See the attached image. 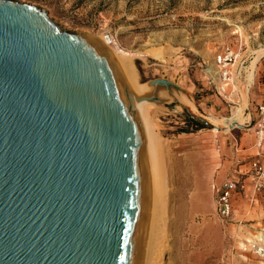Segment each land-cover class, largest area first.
I'll list each match as a JSON object with an SVG mask.
<instances>
[{
	"label": "water",
	"instance_id": "95a60500",
	"mask_svg": "<svg viewBox=\"0 0 264 264\" xmlns=\"http://www.w3.org/2000/svg\"><path fill=\"white\" fill-rule=\"evenodd\" d=\"M148 84L133 97L98 37L0 0V264H144L150 171L134 100L185 92Z\"/></svg>",
	"mask_w": 264,
	"mask_h": 264
},
{
	"label": "rangeland",
	"instance_id": "374dc122",
	"mask_svg": "<svg viewBox=\"0 0 264 264\" xmlns=\"http://www.w3.org/2000/svg\"><path fill=\"white\" fill-rule=\"evenodd\" d=\"M21 1L47 9L68 29L117 40L132 54L140 83L168 79L183 88L194 115L217 121L216 129L193 124L184 105L169 95L165 104L151 107L175 243L166 263L264 264V187L255 190L252 168L255 160L264 164L256 135L264 106V56L254 82H245V68L264 50V0ZM228 47L238 54L234 82L219 93L216 62ZM237 108L245 121L231 128ZM229 181L239 184L233 213L222 218L215 187Z\"/></svg>",
	"mask_w": 264,
	"mask_h": 264
},
{
	"label": "bare ground",
	"instance_id": "6f19581e",
	"mask_svg": "<svg viewBox=\"0 0 264 264\" xmlns=\"http://www.w3.org/2000/svg\"><path fill=\"white\" fill-rule=\"evenodd\" d=\"M105 46L110 50L112 55L117 60L120 65L125 77L127 78L130 90L133 97H141L150 95L153 91V87L149 84H142L139 81V75L133 61V57L124 52L117 40H112L111 37H98ZM264 56V50L255 52L253 59L250 64L245 69L247 72V86L249 87L255 79V69L259 60ZM163 91H159V97H163ZM167 92V91H166ZM183 92L172 91L167 92L163 100L169 97L172 99H177V101L184 106H188L191 112L195 114L196 107H192V103L188 97L182 95ZM176 94H178L176 96ZM144 127L146 129L147 145H148V158H149V171H150V195H151V205H150V218L148 224L147 233V245H146V255L144 264H167L168 252L173 255L174 240L171 234V222H170V210L168 209V191L166 189V184L164 182V165L160 160V154H162L161 140L155 131L153 117L150 116L152 111L151 107L159 108L160 104L150 102L147 100H134ZM165 104V103H164ZM157 106V107H156ZM233 118L231 119V124H242L245 121L244 112L242 108H237L234 111ZM153 119H152V118ZM209 123L217 127L218 123L215 119L210 118ZM231 125V126H232ZM230 127V126H229ZM264 149V148H263ZM175 198V197H174ZM171 209V208H170ZM176 239V238H175ZM171 257V256H170ZM175 257V256H174ZM173 259V258H172ZM170 259V260H172Z\"/></svg>",
	"mask_w": 264,
	"mask_h": 264
},
{
	"label": "built area",
	"instance_id": "2783aa9c",
	"mask_svg": "<svg viewBox=\"0 0 264 264\" xmlns=\"http://www.w3.org/2000/svg\"><path fill=\"white\" fill-rule=\"evenodd\" d=\"M238 59V54L230 47L226 48L223 52H220L217 57V67L219 82L216 89L225 92L234 82L233 67ZM260 119L257 124V145L259 148L264 146V106L259 108ZM253 171L255 172V190L259 191L264 187V164L261 160H255L252 164ZM238 182L229 181L224 184L223 187L216 188L218 192V205L217 212L222 218H229L233 213L232 200L235 192L238 189ZM242 189L245 186H241Z\"/></svg>",
	"mask_w": 264,
	"mask_h": 264
},
{
	"label": "trees",
	"instance_id": "16d2710c",
	"mask_svg": "<svg viewBox=\"0 0 264 264\" xmlns=\"http://www.w3.org/2000/svg\"><path fill=\"white\" fill-rule=\"evenodd\" d=\"M192 123H193V124H195V125H197V126H200V124H198V123H195V122H193V121H192Z\"/></svg>",
	"mask_w": 264,
	"mask_h": 264
}]
</instances>
